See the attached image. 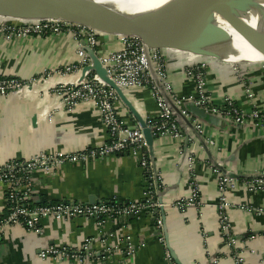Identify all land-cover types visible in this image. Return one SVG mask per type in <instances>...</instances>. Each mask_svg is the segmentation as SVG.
Returning <instances> with one entry per match:
<instances>
[{"label":"crops","instance_id":"1","mask_svg":"<svg viewBox=\"0 0 264 264\" xmlns=\"http://www.w3.org/2000/svg\"><path fill=\"white\" fill-rule=\"evenodd\" d=\"M78 44L79 41L69 35L34 36L11 42L0 36V76L27 81L46 74V80L32 91L21 96L0 97V166L26 161L40 153H78L99 147L107 140L108 131L99 112L89 106H79L73 112L60 108L52 90L56 84L79 78L78 71L58 74L81 62ZM98 47L101 55H107L121 50L122 42L117 36H102ZM165 55L173 92L177 95L192 93L194 84L184 73L192 61L181 54ZM250 65L239 67V71L222 63L210 68L208 89L216 104L230 99L245 110L252 104L264 108V63ZM126 95L145 121L157 115L158 106L147 89L133 90ZM118 109L127 124L138 126L125 106L120 104ZM46 113H51V119L45 117ZM216 118L220 120L217 126L198 119L204 122L209 135L212 144L208 148L213 159L237 175L241 185L248 179L244 177L264 173V129L240 127L219 116ZM196 141L197 144L192 140L185 145L194 150L198 160L195 182L200 189L199 205L185 213L173 207L166 210L163 217L169 242L184 264H212V259H218L217 264H235L220 234L215 208L219 202L217 176L197 137ZM180 143L171 137L156 138L152 156L149 152L160 175L158 201L173 203L191 195L188 162L179 152ZM32 178L36 205L112 201L129 204L143 201L147 187L143 168L129 153L86 164H67L55 175L35 173ZM231 202L235 207L229 210V215L244 264H264V217L239 208L264 206V192L250 194L242 186L231 196ZM7 214L6 187L0 184V218ZM155 225V218L145 213L109 221L105 226L83 217L45 221L41 237L21 226H7L0 233V264H80L75 263L74 258L71 260L72 257L59 262L42 261L39 255L52 246L70 251L80 249L86 240L93 241L91 249L96 254L86 256L84 264H166L164 250L157 244ZM104 240L107 247L118 246L124 253L105 258ZM129 244L134 247V256L126 255Z\"/></svg>","mask_w":264,"mask_h":264},{"label":"built area","instance_id":"2","mask_svg":"<svg viewBox=\"0 0 264 264\" xmlns=\"http://www.w3.org/2000/svg\"><path fill=\"white\" fill-rule=\"evenodd\" d=\"M46 35H69L79 41L78 52L81 62L78 65L67 67L58 72L60 75H67L73 71H78L79 78L70 83L62 82L54 86L52 90L58 98L57 106L70 112H73L79 106H89L96 110L102 117L103 126L108 131V138L99 147L82 150L78 153H66L63 151L51 154L40 153L26 161H13L0 166V184L6 187L8 203L7 216L0 218V233L7 226H21L28 233L41 237L44 235L43 226L45 221H68L83 217L95 221L98 226H105L109 221H119L149 213L155 218L157 244L164 250L165 263L174 264L164 231L166 221L163 214L172 207L185 213L189 208L199 205L200 189L195 182V168L198 160L194 150L186 147L187 143L192 140L196 144L198 142L191 130L188 127L185 128L175 115L164 93L170 97L177 107L181 108L182 114L193 123L196 131L205 140L207 146L212 143L208 138V133L206 134L205 132L204 122L191 115L187 109H183L185 105L191 104L204 111L207 115L219 116L236 126H256L263 129L264 108L259 107L258 104H252L250 109L245 110L230 99H226L220 105L216 104L209 95L208 89V75L213 65L206 59L195 57L197 60H194L189 58L192 63L187 65L185 75L194 84L193 92L188 95H177L173 92L168 78L165 53L160 50L147 48L139 38L120 37L122 42L121 50L101 55L97 49L99 48V38L102 36L98 32L84 26L62 20L24 22L0 20V36L4 37V40L8 42ZM82 42H85L88 47L94 50L103 67L107 70L109 77L126 93L130 94L133 90L144 89L150 92L159 110L157 115L147 119L146 123L153 129L155 138L171 137L181 142L179 152L184 159H187L191 180V195L188 199L173 203L158 201V194L161 191L160 175L149 158V148L142 129L138 126L132 127L122 119L118 109L120 104L122 106V102L115 90L103 82L97 74L94 72L87 73L84 80L80 82L83 69L91 64L87 52L81 50ZM174 54L188 56L179 52H174ZM233 67L237 71L241 70L238 65ZM45 75L27 81L0 76V97L21 96L32 91L46 80ZM50 76L51 74H49ZM45 117L51 119V113H46ZM123 153H129L140 163L144 170L147 187L143 201L129 204L120 203L119 201L93 204L70 202L46 205L34 204L32 176L35 173L51 176L55 175L60 168L67 164H86ZM210 168L217 176L219 202L215 205V208L222 242L228 249L229 255L235 264H244V255L238 247V241L229 215V210L235 207L231 202V196L242 186L250 194L264 192V180L247 179L241 185L240 180L237 181L234 178L223 175L211 163ZM227 171L231 172L228 169ZM259 176H264V173ZM239 208L247 210L256 216L264 217V206L254 208L242 205ZM128 240L131 239L128 238ZM92 243L93 241L86 240L80 249H74L73 251L54 246L48 247L41 251L39 257L42 261L53 260L55 262L72 257L71 260L74 258L76 260L74 261L75 263L84 264L86 256L90 258L93 257V254H96L91 249ZM106 243L107 240L102 242L105 258L124 253L120 247L113 246L109 248ZM130 244L126 255L134 256V247ZM217 263L218 259L212 260V264Z\"/></svg>","mask_w":264,"mask_h":264},{"label":"water","instance_id":"3","mask_svg":"<svg viewBox=\"0 0 264 264\" xmlns=\"http://www.w3.org/2000/svg\"><path fill=\"white\" fill-rule=\"evenodd\" d=\"M16 1L24 9V13L12 14L0 10V20L12 22L62 20L92 29L101 36L136 37L147 48L160 50L168 55L179 52L187 54L194 60L197 57L206 59L213 68L219 63L236 64L240 67L264 63V5H255V0H173L162 8L129 17L120 13V6L110 5L104 0ZM211 25L221 29L226 28L231 33L222 30L223 34L214 36L207 32V28ZM232 32L240 37L260 59L255 61V59L250 60L244 57V50L236 45V37L232 35ZM81 45V50L87 52L91 64L83 69L80 82L84 80L87 73L94 72L115 90L122 105L129 110L138 122V127L142 129L152 156L156 141L153 129L147 125L134 104L128 99L126 91L109 77L94 50L85 42ZM153 74L155 75L154 71ZM164 96L182 125L185 128L188 127L199 139L209 155L210 163L223 175L238 180L237 175L228 172L221 163L213 159L205 140L196 131L193 123L182 114L181 108L177 107L166 93ZM183 109H187L195 118L206 123L217 126L218 121L220 122L216 116L207 115L191 104L185 105ZM33 122L37 123V117ZM151 162L156 168V163ZM244 178L264 180V176L259 175ZM164 231L173 263L184 264L170 245L168 228H164Z\"/></svg>","mask_w":264,"mask_h":264},{"label":"bare ground","instance_id":"4","mask_svg":"<svg viewBox=\"0 0 264 264\" xmlns=\"http://www.w3.org/2000/svg\"><path fill=\"white\" fill-rule=\"evenodd\" d=\"M110 5L120 6V13L126 17L137 15L139 13H145L162 8L169 4L173 0H104ZM255 5H264V0H255ZM0 10L8 11L12 14H18V12L24 13V9L17 3L16 0H0ZM227 30L226 28H217L215 26H209L207 32L217 36L223 34L221 31ZM231 33V32H229ZM232 35L236 37V45L244 50V57L255 61L259 60V56H256L253 51L245 44V42L232 32ZM234 66L236 64H229Z\"/></svg>","mask_w":264,"mask_h":264},{"label":"rangeland","instance_id":"5","mask_svg":"<svg viewBox=\"0 0 264 264\" xmlns=\"http://www.w3.org/2000/svg\"><path fill=\"white\" fill-rule=\"evenodd\" d=\"M233 67V66H232ZM235 69V67H233ZM263 69V68H262Z\"/></svg>","mask_w":264,"mask_h":264}]
</instances>
